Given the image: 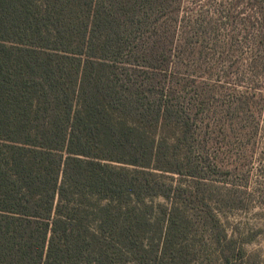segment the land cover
Returning a JSON list of instances; mask_svg holds the SVG:
<instances>
[{
  "label": "trees",
  "instance_id": "1",
  "mask_svg": "<svg viewBox=\"0 0 264 264\" xmlns=\"http://www.w3.org/2000/svg\"><path fill=\"white\" fill-rule=\"evenodd\" d=\"M186 1L0 0V264H248L221 213L264 198V0L216 83L243 42Z\"/></svg>",
  "mask_w": 264,
  "mask_h": 264
},
{
  "label": "rangeland",
  "instance_id": "2",
  "mask_svg": "<svg viewBox=\"0 0 264 264\" xmlns=\"http://www.w3.org/2000/svg\"><path fill=\"white\" fill-rule=\"evenodd\" d=\"M256 0H188L184 4L186 11L196 10L198 14L204 15V22H211L212 26H218L217 34L219 41L227 43L229 36H234V40L242 41L239 46L235 45L225 54L223 62H228L223 65H216L219 68L213 70L203 69L199 72L201 81H225V69L235 71L237 67L241 71L246 69V65L250 62V57L253 55V45L249 42L246 46L242 36L250 33L245 26L246 21L258 16L255 9ZM257 3V1H256ZM236 15L239 19L231 26V21L228 16ZM252 18V19H253ZM230 25V26H229ZM215 36V34H214ZM254 33L251 34V37ZM252 39V38H250ZM251 41V40H250ZM220 45V44H219ZM206 53L211 54L209 49ZM210 57V56H209ZM218 57V56H217ZM254 57V56H253ZM245 58V61L243 59ZM238 61L244 65L237 64ZM208 62V61H207ZM213 64V62H212ZM198 72V71H197ZM255 82L259 85H264V69L259 70ZM239 91L244 88L239 87ZM260 135L258 140V159L262 161L264 154V115L260 119ZM264 158V157H263ZM155 204L164 203L163 200L154 201ZM243 207L225 210L221 213V219L227 230L228 236L235 239L239 247H242L245 252L244 261L248 264H264V198H249L245 199ZM209 251L206 250L204 260L208 261ZM210 264H219L216 261H209Z\"/></svg>",
  "mask_w": 264,
  "mask_h": 264
}]
</instances>
